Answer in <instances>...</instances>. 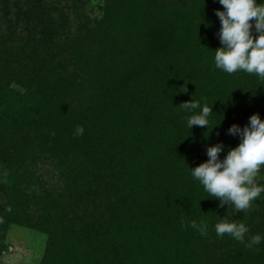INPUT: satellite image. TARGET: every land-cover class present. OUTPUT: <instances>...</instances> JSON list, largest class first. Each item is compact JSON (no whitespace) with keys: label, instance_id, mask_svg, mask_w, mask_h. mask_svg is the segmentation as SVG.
Returning <instances> with one entry per match:
<instances>
[{"label":"trees","instance_id":"trees-1","mask_svg":"<svg viewBox=\"0 0 264 264\" xmlns=\"http://www.w3.org/2000/svg\"><path fill=\"white\" fill-rule=\"evenodd\" d=\"M93 2L0 0V260L19 225L48 234L40 264H264V242L215 232L227 216L264 234V197L234 212L189 171L264 119V80L215 68L223 5ZM193 95L208 129L187 127Z\"/></svg>","mask_w":264,"mask_h":264},{"label":"clouds","instance_id":"clouds-1","mask_svg":"<svg viewBox=\"0 0 264 264\" xmlns=\"http://www.w3.org/2000/svg\"><path fill=\"white\" fill-rule=\"evenodd\" d=\"M219 3L223 5V10H216L221 22L218 34L221 46L214 51L215 68L228 74H255L264 80V0H219ZM181 105L191 113L186 117L190 130L193 126L208 129L213 105L201 103L194 95ZM228 132L239 136L238 145L229 148L223 158L222 143L209 146L208 159L189 167V171L209 196L219 200L220 207L228 204L234 212L243 210L246 214L257 198L264 197V119L254 113L248 124L241 127L234 123ZM75 134L83 135V126H77ZM190 226L202 236L208 234V223L204 220L199 223L192 220ZM215 232L218 236L228 234L248 248L264 242V234L259 232L246 240L248 225L240 219L239 222L229 220L227 216L215 224Z\"/></svg>","mask_w":264,"mask_h":264},{"label":"rangeland","instance_id":"rangeland-1","mask_svg":"<svg viewBox=\"0 0 264 264\" xmlns=\"http://www.w3.org/2000/svg\"><path fill=\"white\" fill-rule=\"evenodd\" d=\"M95 4L89 6L92 16H99L101 8L99 0H94ZM48 169H52L51 164L47 165ZM7 172L1 169L0 165V181L2 176ZM9 248L3 253L0 264H40L45 247L48 240L46 232L28 228L24 226L14 225L8 233Z\"/></svg>","mask_w":264,"mask_h":264}]
</instances>
